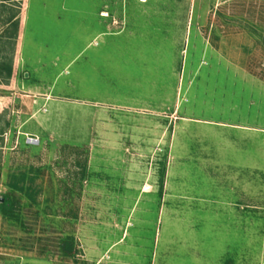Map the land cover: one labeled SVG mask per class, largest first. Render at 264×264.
Masks as SVG:
<instances>
[{"label": "rangeland", "instance_id": "1", "mask_svg": "<svg viewBox=\"0 0 264 264\" xmlns=\"http://www.w3.org/2000/svg\"><path fill=\"white\" fill-rule=\"evenodd\" d=\"M3 197L0 264H255L264 0H0Z\"/></svg>", "mask_w": 264, "mask_h": 264}, {"label": "crops", "instance_id": "2", "mask_svg": "<svg viewBox=\"0 0 264 264\" xmlns=\"http://www.w3.org/2000/svg\"><path fill=\"white\" fill-rule=\"evenodd\" d=\"M233 212H236V210H234ZM234 227H235V225H234ZM221 228H223L222 229L223 231L228 230V229H226L227 228L226 223L222 224ZM224 228H225V230H224ZM220 229H219V231H220ZM236 236H238V238H236ZM240 237L241 236L239 235V233L238 234L236 233L235 228H234L232 236H231V234L220 235V237L218 238L219 244H218V250H217L219 262L223 261L224 264H241V257L243 255V245H242V242L240 240ZM208 245L210 246L211 243H209ZM251 246L252 245H249V247H251ZM259 247L261 248V250L259 252V255L256 256V258H258V257L259 258L255 264H264V238L261 241V244L259 245ZM231 249H233V251L229 252V251H231ZM203 255H205V254H203ZM206 256H208V255L206 254ZM258 261H259V263H258Z\"/></svg>", "mask_w": 264, "mask_h": 264}, {"label": "trees", "instance_id": "3", "mask_svg": "<svg viewBox=\"0 0 264 264\" xmlns=\"http://www.w3.org/2000/svg\"><path fill=\"white\" fill-rule=\"evenodd\" d=\"M11 201L7 197H3V201L0 200V210L3 215L13 216ZM61 251L65 256H71L75 250V244L70 237H65L60 241Z\"/></svg>", "mask_w": 264, "mask_h": 264}, {"label": "bare ground", "instance_id": "4", "mask_svg": "<svg viewBox=\"0 0 264 264\" xmlns=\"http://www.w3.org/2000/svg\"><path fill=\"white\" fill-rule=\"evenodd\" d=\"M145 1V0H144ZM104 16H106V13L104 12V14H103Z\"/></svg>", "mask_w": 264, "mask_h": 264}]
</instances>
